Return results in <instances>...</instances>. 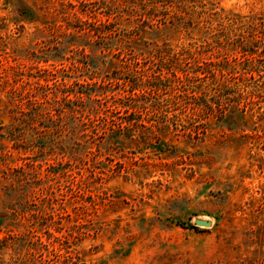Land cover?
<instances>
[{"label": "rangeland", "instance_id": "374dc122", "mask_svg": "<svg viewBox=\"0 0 264 264\" xmlns=\"http://www.w3.org/2000/svg\"><path fill=\"white\" fill-rule=\"evenodd\" d=\"M130 1L0 0V264H264V0Z\"/></svg>", "mask_w": 264, "mask_h": 264}, {"label": "trees", "instance_id": "16d2710c", "mask_svg": "<svg viewBox=\"0 0 264 264\" xmlns=\"http://www.w3.org/2000/svg\"><path fill=\"white\" fill-rule=\"evenodd\" d=\"M126 1H130V0H126ZM146 1L147 0H140L139 5H137V4L132 5L129 2H127L125 4H127V8H130V9H134L133 7L137 8L138 11H136L134 9V11L137 12L136 13L137 15L143 16L145 13H147L150 16L151 15L154 16V15H156L155 13H163L165 11L164 8L167 9L168 8V5H170L171 3H174L175 2V0H148V3L150 4L149 9H148V8H144V5H146L145 4ZM100 2H102V1H100ZM90 3H94V2H90ZM102 3H107V2L106 1H103ZM107 8L109 10H106L105 11L106 12V15L107 16H110L112 14V11H111L112 8L111 7H107ZM140 9H141V11H140ZM96 32H98V31H96ZM98 33L99 34H104V35H100V36L109 37V34L108 33H101V31L98 32ZM163 52H165L164 54H166V57L168 59L174 58L175 56H179V53L178 52H176L172 48H167V50H161L160 49L159 57L156 54V58L157 59H162ZM249 52L250 53H254V51H252V50H249ZM161 76L162 75H157V77H155V81H152V82L147 81L146 82V87L152 89L153 91L164 90L165 88H164V85H163V81L159 79ZM135 88H137V87H135ZM141 89L143 90L144 88H141ZM193 95L195 96V92L193 93Z\"/></svg>", "mask_w": 264, "mask_h": 264}, {"label": "water", "instance_id": "95a60500", "mask_svg": "<svg viewBox=\"0 0 264 264\" xmlns=\"http://www.w3.org/2000/svg\"><path fill=\"white\" fill-rule=\"evenodd\" d=\"M198 224H201V225H210V222L209 221H205V220H198Z\"/></svg>", "mask_w": 264, "mask_h": 264}]
</instances>
